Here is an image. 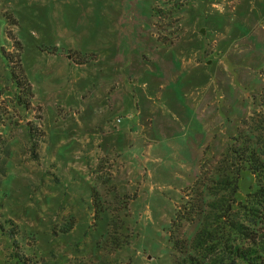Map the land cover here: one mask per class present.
<instances>
[{
  "label": "rangeland",
  "instance_id": "rangeland-1",
  "mask_svg": "<svg viewBox=\"0 0 264 264\" xmlns=\"http://www.w3.org/2000/svg\"><path fill=\"white\" fill-rule=\"evenodd\" d=\"M0 48V264H171L183 194L264 89V0H0ZM101 75L132 116L94 101Z\"/></svg>",
  "mask_w": 264,
  "mask_h": 264
},
{
  "label": "trees",
  "instance_id": "trees-1",
  "mask_svg": "<svg viewBox=\"0 0 264 264\" xmlns=\"http://www.w3.org/2000/svg\"><path fill=\"white\" fill-rule=\"evenodd\" d=\"M7 37L17 50L16 67L12 66V55L3 48L1 60L6 67L12 66L9 74L14 83L20 86L24 82L29 95L19 61L21 45L10 32ZM253 99L251 115L230 138L224 153L209 168H201L183 194L186 201L176 210L172 224L186 222L194 230L190 235L184 232L181 239L172 238L171 264H264V89L257 100ZM26 128L28 142L34 148L39 139L37 130L31 124ZM31 158L37 159L34 152ZM91 199L95 217L103 220L100 217L106 213L105 203L96 189H91ZM71 228L69 225L62 233ZM0 231H5L1 225ZM4 233L13 235L15 231ZM14 259L15 264H28L18 253Z\"/></svg>",
  "mask_w": 264,
  "mask_h": 264
},
{
  "label": "crops",
  "instance_id": "crops-1",
  "mask_svg": "<svg viewBox=\"0 0 264 264\" xmlns=\"http://www.w3.org/2000/svg\"><path fill=\"white\" fill-rule=\"evenodd\" d=\"M104 59H107L108 57H103ZM100 57H98L97 61L94 63V69H96L95 65L99 64ZM107 62L109 60L107 59ZM107 62L105 63V69L107 73H110L108 68H107ZM99 71L101 68L98 69ZM98 70L96 69L95 72L98 73ZM95 73V74H96ZM96 76V75H95ZM102 76V75H101ZM106 76V75H105ZM105 76H102V78H98L97 80V86L100 87L94 92V101L97 102L99 105H101L104 102L110 103L109 101H105L109 99L111 102H115L118 109H121L122 112H124L125 116H132L129 114V94H128V88L125 85H121L120 88H118V91H116L115 94H107L108 88L110 87L111 82L106 79ZM108 79L112 80V77H107ZM108 82V83H107ZM89 83V82H88ZM120 91V94H119ZM116 95V96H114ZM114 97V98H113ZM126 100V103H125ZM111 104V103H110ZM114 105V104H111ZM111 126L115 127L114 130L111 132L107 133L104 137L103 140L106 141L107 143L111 144H116V140L121 136L124 135V133L128 130L127 127H125L122 124V119L120 118H115L111 120Z\"/></svg>",
  "mask_w": 264,
  "mask_h": 264
}]
</instances>
